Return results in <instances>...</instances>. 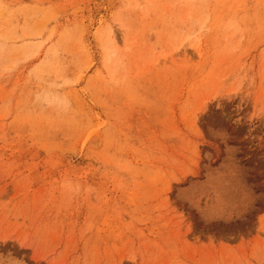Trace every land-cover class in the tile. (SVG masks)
<instances>
[{
    "label": "rangeland",
    "instance_id": "obj_1",
    "mask_svg": "<svg viewBox=\"0 0 264 264\" xmlns=\"http://www.w3.org/2000/svg\"><path fill=\"white\" fill-rule=\"evenodd\" d=\"M0 264H264V0H0Z\"/></svg>",
    "mask_w": 264,
    "mask_h": 264
}]
</instances>
